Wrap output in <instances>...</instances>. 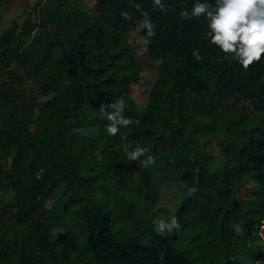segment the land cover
<instances>
[{"label":"trees","instance_id":"obj_1","mask_svg":"<svg viewBox=\"0 0 264 264\" xmlns=\"http://www.w3.org/2000/svg\"><path fill=\"white\" fill-rule=\"evenodd\" d=\"M162 3L36 0L0 35V264H264V246L246 248L264 222V59L244 70L210 44L203 16H180L196 0ZM148 59L158 76L135 104ZM121 97L133 123L110 136L105 111ZM125 147L148 152L131 161ZM214 147L224 162L210 169ZM159 168L196 191L179 230L158 234L143 209L140 238L120 199Z\"/></svg>","mask_w":264,"mask_h":264},{"label":"clouds","instance_id":"obj_2","mask_svg":"<svg viewBox=\"0 0 264 264\" xmlns=\"http://www.w3.org/2000/svg\"><path fill=\"white\" fill-rule=\"evenodd\" d=\"M153 6L162 13L168 11L162 0H153ZM134 7L137 11H141L145 17L143 28L147 30V36H154L155 26L148 18V13L143 12L139 4H135ZM122 16L129 19L126 12L122 13ZM180 16L186 19L203 16L208 28L205 37L210 44L218 48L225 57L234 59L244 70H248L254 63H259L264 59V0H215L214 5L207 0H196L191 12L185 9L180 13ZM192 55L197 61L202 59L198 50H194ZM125 105L126 102L121 97L118 101L107 106L108 109H114V111H105V116L110 121L105 126V130L110 136H115L120 127H128L133 123L132 119L123 115ZM124 152L129 160L137 161L146 155L148 149L136 147L129 151L125 147ZM141 163L144 167H148L155 163V157L147 155ZM189 191L195 193L196 189L190 188ZM153 223L158 234L165 230L172 232L174 229L179 230L180 228L175 215L167 220L158 216Z\"/></svg>","mask_w":264,"mask_h":264},{"label":"rangeland","instance_id":"obj_3","mask_svg":"<svg viewBox=\"0 0 264 264\" xmlns=\"http://www.w3.org/2000/svg\"><path fill=\"white\" fill-rule=\"evenodd\" d=\"M36 0H2L0 12V35L11 25L12 19H15L20 25L27 17V13L32 12V7ZM17 34L22 37L20 26L17 28ZM128 39L134 43L136 53L139 58H146L145 42L142 38L136 35V30L128 33ZM158 76L157 63H152L149 59L146 60L143 69L138 74V85L140 93L135 99V104H140L146 100V96L150 86L155 82ZM136 94V92H134ZM207 163L210 169L221 167L224 162L223 154L214 147L213 154L207 156ZM160 168L155 172L153 180V187L144 190L143 187H129L123 193L122 207L133 216L131 225L140 238H144L147 229L149 228V219L141 218L139 223L135 220L140 216L143 209L153 207L151 219L155 220L158 216L167 220L169 217L175 215L177 217L178 209L184 200L185 196L189 194V189L185 187L184 183L175 179H169L160 174ZM3 184L0 182V194L3 193ZM155 195L151 196V192ZM4 194V193H3ZM6 196L8 193L5 192ZM4 194V195H5ZM1 197V196H0ZM123 220L121 226L125 225ZM186 241V240H185ZM264 246V222L258 226L255 231V236L249 240L247 239V249L254 248L255 251ZM247 251V250H244Z\"/></svg>","mask_w":264,"mask_h":264}]
</instances>
